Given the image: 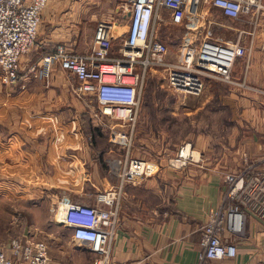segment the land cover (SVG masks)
Here are the masks:
<instances>
[{"label": "built area", "instance_id": "built-area-1", "mask_svg": "<svg viewBox=\"0 0 264 264\" xmlns=\"http://www.w3.org/2000/svg\"><path fill=\"white\" fill-rule=\"evenodd\" d=\"M49 0H0V69L4 83L19 80L22 55L35 43L42 10ZM196 12L201 2H208L230 18L243 15L257 17L262 0H132L126 35L117 54L111 53L114 37L110 23L100 20L95 28L89 51L78 53L59 44L31 64L28 75L48 77L55 64L70 71L80 81L83 93H92L99 111L128 124V130H114L110 141L127 149V155L112 160V170L118 183L97 191L94 202L61 198L55 220L69 227L74 241L89 247L92 264H130L112 260V245L120 224V209L127 183L154 175L156 162L131 157L134 131L140 107V94L151 69H162L168 85L185 94L198 95L212 79L232 82V67L238 56L250 54V46L236 42H185L179 56H169V47L157 35L162 8H171L170 22L182 25L186 18V3ZM200 152L191 142L183 144L176 156L169 159L172 167H182L198 161ZM236 171L225 172L226 183L220 204L212 210L202 226L201 250L190 264H210L213 259L232 258L237 247L230 236L244 233L248 216L264 221V156L248 162ZM0 264H51L49 244L26 234L9 239L0 249ZM250 264H264L254 262Z\"/></svg>", "mask_w": 264, "mask_h": 264}, {"label": "crops", "instance_id": "crops-1", "mask_svg": "<svg viewBox=\"0 0 264 264\" xmlns=\"http://www.w3.org/2000/svg\"><path fill=\"white\" fill-rule=\"evenodd\" d=\"M262 4L263 7L256 17L259 18L256 25H251L245 17L247 15L240 17L242 21L237 27L239 32L230 24V17L208 2L199 3L197 13L191 12L192 5L187 2L186 18L182 25L172 24L171 8L163 7V20L159 24L162 32L173 30L178 39L176 44L170 46V35L162 32L159 34L167 43L169 56L172 58L179 56L178 51L187 41L197 43L202 39L212 38L213 41H238L250 46L248 56L236 58L233 73L235 77L243 78L251 86L248 88H253L254 91L242 90V95H239L238 90L230 87V94L225 97L226 101L245 106L242 117L248 115L245 108L252 106V110L248 111L253 113V120L260 122L252 134L256 141L254 140L250 148L243 150L251 160H259L264 156V0ZM117 11L124 14L121 9ZM209 14L216 15L219 20H209ZM118 15L116 13L112 18L104 19L110 23L115 37L125 36L128 29V24L126 26L118 21ZM62 19L55 12L50 13L46 8L42 10L36 47H43L46 54L60 43L74 46V41L78 38V30L73 24L64 22L65 17ZM96 25L94 28L84 27L80 37L82 43L75 46V52L90 50ZM212 25H216L222 33H214ZM113 51L111 49L112 54ZM23 57L18 82L13 85L6 84L0 73V174L3 177L11 174L13 182L20 187L36 183L34 177L40 176L45 188L52 177L47 169L51 168L54 160L61 170L69 172L73 168L79 169L85 164L86 158L92 155V161H89L93 167L92 174L89 177L66 180L65 184L78 186L82 191V199L79 201L94 202L97 191L116 185L119 181L112 168L102 172V162L97 159L96 153L103 154L106 158L110 148L93 146L88 139V131L78 120L73 119L59 125L58 120H63L64 114L51 111L53 105L61 100L53 95L56 84L60 83L57 67L52 69L47 78H35L28 75L27 69L31 64L40 62L42 57L38 60ZM64 72L72 74L68 70ZM76 79L80 86V81L77 77ZM245 132L248 131L243 130L244 134ZM196 142L194 140L195 145L198 144ZM232 162L231 168L227 169L199 163L174 171V178L179 183L173 210L160 217L158 198L157 202L153 197V191H159L155 174L137 183H127L119 214L120 224L112 245V260L130 264H190L196 261L202 248V226L212 210L220 204L226 187L223 175L225 172L236 171L244 164L243 161ZM237 166L239 167L236 168ZM2 182L4 184L5 181ZM66 191L61 198L71 199ZM229 239L236 243V255L232 258L213 259L210 264H250L264 261V221L256 215L248 216L241 236H230Z\"/></svg>", "mask_w": 264, "mask_h": 264}, {"label": "rangeland", "instance_id": "rangeland-1", "mask_svg": "<svg viewBox=\"0 0 264 264\" xmlns=\"http://www.w3.org/2000/svg\"><path fill=\"white\" fill-rule=\"evenodd\" d=\"M131 2L132 0H49L44 10L46 8L50 13L55 12L63 19L65 17L62 20L71 22L78 30L76 35L78 38L74 41V46L62 43L68 49L75 51V46L82 43L80 37L85 26L94 28L98 21L112 18L116 13L119 14L118 21L127 26L129 23L127 12ZM116 8L121 9L124 14ZM250 16L245 17L252 26L256 25L259 18L257 20L256 17ZM208 17L213 21L218 19L214 14H209ZM241 18L229 19L236 32H239L237 27L242 21ZM215 26L212 25V31L221 34V30ZM161 30L162 27L158 26V37ZM162 33L170 35L168 39L170 46L173 43L176 44L178 39L173 30H164ZM123 37L125 36L113 37L111 45L112 51L115 50L113 54L119 52ZM37 38L31 50L22 55L23 58L38 60L46 54L43 47H36ZM235 62L232 67V82L209 80L198 95L185 94L171 88L162 69H151L145 78L140 94L134 141L129 156L144 158L158 164L155 177L158 179L159 191L155 193L153 191L154 201H157V198L159 201H157L160 209H158V217L167 215L173 210L179 183L178 179L174 178V171L199 163H206L208 167L227 169L231 168L232 160L235 163L243 161V166L246 163L245 158L248 162L251 161L248 153L243 150L250 148L254 140L256 141L252 134L260 122L253 120L251 115L253 113L248 111V109L252 110V106L245 108L248 115L242 117V109L245 106L226 101L227 97H225L230 94V87L238 90L239 95H242V90L254 91L253 88H248L251 86H248L243 78L235 77L233 73ZM56 67L60 83L56 84L53 95L54 98H61V100L53 105L51 111L64 114L63 120H58L59 125L73 119L78 120L88 131L87 136L93 146L110 148L106 158L103 154L96 153L97 159L102 162V170H100L107 172L113 166L114 158L127 155L126 148L110 141V133L114 130H128L130 126L117 118L102 114L95 95L83 93L74 75L64 72L66 70L60 68L59 64H55L53 69ZM0 73L2 74V71ZM243 130L248 132L244 134ZM194 140H197V145L194 144ZM187 142H191L195 150L200 152V159L182 167H172L169 159L176 156L178 149ZM91 157L92 155L87 157L85 164H82L79 169L73 168L69 172L61 170L54 160L51 168L47 169L52 177L45 188L41 183L42 180L39 179L40 176L34 177L36 183L20 187L13 182L11 174L4 177L0 174V249L6 246L11 237L26 234L31 238L44 239L48 242L51 264H92L94 254L89 247L74 241L70 228L55 220L58 201L62 195L66 194V190L71 199H82V191L78 189V186L66 185L65 182L81 176L89 177L93 172L89 162L92 161ZM112 171L115 172V170ZM139 181L142 180L132 184Z\"/></svg>", "mask_w": 264, "mask_h": 264}, {"label": "water", "instance_id": "water-1", "mask_svg": "<svg viewBox=\"0 0 264 264\" xmlns=\"http://www.w3.org/2000/svg\"><path fill=\"white\" fill-rule=\"evenodd\" d=\"M127 15H128V16L130 15V12H129V11L127 12Z\"/></svg>", "mask_w": 264, "mask_h": 264}]
</instances>
